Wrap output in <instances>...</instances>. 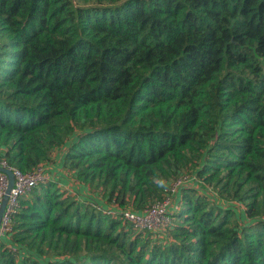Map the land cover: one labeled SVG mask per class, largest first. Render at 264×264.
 I'll use <instances>...</instances> for the list:
<instances>
[{
  "label": "trees",
  "instance_id": "16d2710c",
  "mask_svg": "<svg viewBox=\"0 0 264 264\" xmlns=\"http://www.w3.org/2000/svg\"><path fill=\"white\" fill-rule=\"evenodd\" d=\"M63 148L118 208L200 186L153 233L41 183L0 264H264V0H0V159Z\"/></svg>",
  "mask_w": 264,
  "mask_h": 264
},
{
  "label": "built area",
  "instance_id": "2783aa9c",
  "mask_svg": "<svg viewBox=\"0 0 264 264\" xmlns=\"http://www.w3.org/2000/svg\"><path fill=\"white\" fill-rule=\"evenodd\" d=\"M0 167L12 171L14 182L8 194L5 209L0 221V240L9 235L12 226V219L20 207V198L29 194L39 184L52 180L51 173L44 166L40 165L32 171L23 172L13 168L0 159ZM198 182V183H197ZM8 177L0 172V204L5 194ZM198 186L200 181L194 173H184L168 183L164 196L161 200L154 202L142 212L131 208H118L115 205L105 206L98 199H91L90 204L102 214L110 217H120L122 220L132 224L137 230L148 232H163L172 223V215L179 208V197L182 188L188 185ZM209 192V191H208ZM210 196L212 197V193ZM93 200V201H92Z\"/></svg>",
  "mask_w": 264,
  "mask_h": 264
},
{
  "label": "crops",
  "instance_id": "0c3cea01",
  "mask_svg": "<svg viewBox=\"0 0 264 264\" xmlns=\"http://www.w3.org/2000/svg\"><path fill=\"white\" fill-rule=\"evenodd\" d=\"M61 152H60V156H58V158H57L58 163L55 162L56 158L52 159L50 162L47 163V165H49L51 163L58 164L59 169H60L59 171H54L52 169L53 167H51V169H49V172L51 173V177H52L51 181L57 182V185H59L63 190L66 189V191H67L66 194L75 195L77 198H80V197L81 198L88 197V198H92V199L95 198V199L100 200L101 203L105 206L110 205L109 203H107L105 201V199L101 195L92 191L90 189V187H88L82 183H79L78 181H76L72 177V175L70 173L66 172V170L62 167L63 166L62 165L63 155L61 154Z\"/></svg>",
  "mask_w": 264,
  "mask_h": 264
},
{
  "label": "rangeland",
  "instance_id": "374dc122",
  "mask_svg": "<svg viewBox=\"0 0 264 264\" xmlns=\"http://www.w3.org/2000/svg\"><path fill=\"white\" fill-rule=\"evenodd\" d=\"M72 138H74V136L72 137ZM62 151V152H61ZM60 152H61V154L63 155V153H64V148L63 149H60V150H58L55 154H54V158L53 159H55L56 158V160H55V162H57L58 163V160H57V158H58V156H60ZM61 155V156H62ZM50 162V161H49ZM48 170L49 169H51V167H53L52 169L54 170V171H59L60 169H59V165L58 164H54V163H51V164H49V165H47V163L46 164H43ZM65 169V168H64ZM66 170V169H65ZM66 172H68L67 170H66ZM68 173H70V172H68ZM71 174V173H70ZM72 175V174H71ZM198 183V182H197ZM198 186H200V184L198 185ZM60 189L62 190V191H64V192H67L66 191V189L65 190H63L61 187H60ZM92 190V189H91ZM209 192H211V193H213L211 190H209V189H207ZM92 191H94L95 193H97V194H99V195H101L100 194V191H96V190H92ZM214 194V193H213ZM102 196V195H101ZM103 197V196H102ZM79 200L81 201L82 200V198L80 197L79 198ZM93 201V200H92ZM99 202H101L100 200H98ZM91 205V204H90ZM236 205V206H235ZM235 208H236V210L239 212V214H238V218L240 219V221H243V219H245V217H244V214H243V206H242V204H240V203H235ZM133 227V229H134V231L135 232H137V229L134 227V226H132ZM155 238H158V237H156V236H153V239H155ZM44 258V257H43ZM45 259V258H44ZM43 260V259H42ZM43 263H44V261H43Z\"/></svg>",
  "mask_w": 264,
  "mask_h": 264
},
{
  "label": "water",
  "instance_id": "95a60500",
  "mask_svg": "<svg viewBox=\"0 0 264 264\" xmlns=\"http://www.w3.org/2000/svg\"><path fill=\"white\" fill-rule=\"evenodd\" d=\"M0 172L5 173L8 177V183H7V187L5 190V194H4L2 201H1V204H0V221H1V217H2V214H3L4 209H5V204L7 202L8 194L10 192V189L13 186L14 177H13L12 171L7 169V168L0 167Z\"/></svg>",
  "mask_w": 264,
  "mask_h": 264
}]
</instances>
